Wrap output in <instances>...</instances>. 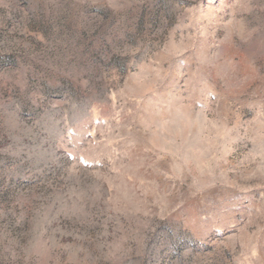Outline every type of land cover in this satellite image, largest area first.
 <instances>
[{
  "label": "rangeland",
  "instance_id": "obj_1",
  "mask_svg": "<svg viewBox=\"0 0 264 264\" xmlns=\"http://www.w3.org/2000/svg\"><path fill=\"white\" fill-rule=\"evenodd\" d=\"M0 264H264V0H0Z\"/></svg>",
  "mask_w": 264,
  "mask_h": 264
}]
</instances>
